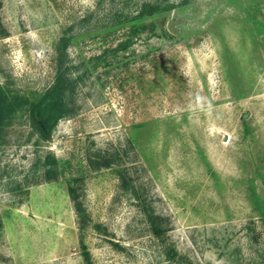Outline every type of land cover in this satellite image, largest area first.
I'll return each instance as SVG.
<instances>
[{
  "label": "rangeland",
  "instance_id": "rangeland-1",
  "mask_svg": "<svg viewBox=\"0 0 264 264\" xmlns=\"http://www.w3.org/2000/svg\"><path fill=\"white\" fill-rule=\"evenodd\" d=\"M60 63L52 137L26 110L2 132L0 264H259L264 0H0V84Z\"/></svg>",
  "mask_w": 264,
  "mask_h": 264
},
{
  "label": "trees",
  "instance_id": "trees-1",
  "mask_svg": "<svg viewBox=\"0 0 264 264\" xmlns=\"http://www.w3.org/2000/svg\"><path fill=\"white\" fill-rule=\"evenodd\" d=\"M68 77L60 63L58 76L54 85L42 93L23 94L5 85L0 84V144L2 141V132L11 122L12 117L21 110H26L28 119L33 131L42 140H49L58 122L70 114L69 101L67 99ZM58 160L53 155H47L44 161V172L48 180L55 179L58 175ZM123 182L126 181L122 174ZM71 196L76 204V210L81 217L85 216V210L77 203V196L71 190ZM146 215L155 234H162L166 231L163 227L164 217H158L145 209ZM160 220V223L158 222ZM172 252H175L173 250ZM86 264H93L88 250L85 251ZM259 264H264V256Z\"/></svg>",
  "mask_w": 264,
  "mask_h": 264
}]
</instances>
